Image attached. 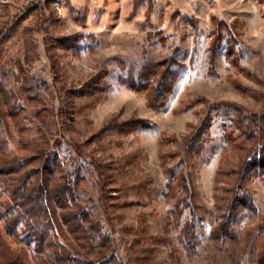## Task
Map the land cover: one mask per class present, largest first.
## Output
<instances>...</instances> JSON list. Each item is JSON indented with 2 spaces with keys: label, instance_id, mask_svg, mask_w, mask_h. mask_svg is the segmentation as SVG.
<instances>
[{
  "label": "rangeland",
  "instance_id": "374dc122",
  "mask_svg": "<svg viewBox=\"0 0 264 264\" xmlns=\"http://www.w3.org/2000/svg\"><path fill=\"white\" fill-rule=\"evenodd\" d=\"M170 56L177 82L155 110L149 90L123 79L143 85L147 62ZM0 107L9 157L27 158L48 141L121 264H255L264 249V168L243 169L264 154L245 133L251 126L264 135V0H0ZM141 118L151 126L101 134L111 122ZM205 122L210 141L192 158L188 145ZM170 152L177 156L166 159ZM169 167H184L198 204L214 212L185 211L183 222L198 229L195 256L179 242L164 198ZM233 198L253 203L234 219L235 261L210 239ZM12 200L0 177V262L40 264ZM157 240L176 252L167 242L153 250Z\"/></svg>",
  "mask_w": 264,
  "mask_h": 264
},
{
  "label": "trees",
  "instance_id": "16d2710c",
  "mask_svg": "<svg viewBox=\"0 0 264 264\" xmlns=\"http://www.w3.org/2000/svg\"><path fill=\"white\" fill-rule=\"evenodd\" d=\"M173 64H176L174 56L162 61L151 60L140 72V78L144 80L143 85H137L131 74L123 79V84L135 92L142 93L143 90H149L150 107L160 110L165 106L166 99L177 82L178 73L171 69ZM1 115L3 111L0 107V118ZM208 125L206 122L203 123L201 130L190 140L188 153L192 158L199 156L210 141ZM150 126V123L142 118L122 123L111 122L103 128L101 134L109 131L129 133L137 128ZM245 133H250V136L256 139L255 144H264V135L261 137L255 135L251 126L245 128ZM227 136L229 140V132ZM172 140L178 141V138L173 137ZM47 142L44 140L27 158L16 156L10 158L6 152V146L0 142V177L6 180L11 188L12 201L17 206V210L12 215L14 219L26 222L27 232L36 243L39 263L121 264L114 251L111 234L104 230L102 220L94 217L90 209L78 202L75 185L64 174V166L58 154L45 148ZM262 149L264 150V146ZM164 156L170 159L177 154L170 152L165 153ZM186 160L187 157L183 156L180 162L187 163ZM246 162L244 171L248 169V165L253 166L255 163H259L260 167L264 168V154L260 152L258 157H253ZM187 164L189 165V162ZM102 167L104 166H99L101 171ZM221 170L222 168L219 167L218 174ZM166 172L169 175V181L164 191V198L171 204L169 212L173 224L178 229L179 242L187 255H198V229L193 220L183 222L185 211L189 209L193 216L203 209L210 214L214 212L198 204L196 186L184 167L178 171L174 167H169ZM218 174L215 179L217 184ZM252 206L253 203L248 198L240 200L233 198L226 206L222 219L213 224L210 232L212 244L217 247L227 245L226 250L234 261L236 246L241 243V237L234 227V219L244 212V209H251ZM221 210L222 207L219 206L218 211ZM259 227V232H264V223ZM62 237L67 240V243L61 240ZM164 242L169 244L171 253L176 252L175 245L169 240L155 241L153 250L159 248V245L161 246ZM253 261L255 264H264V249L259 251ZM0 264H24V262L15 256ZM234 264L240 263L235 261Z\"/></svg>",
  "mask_w": 264,
  "mask_h": 264
}]
</instances>
